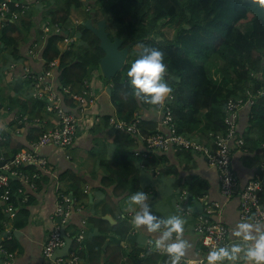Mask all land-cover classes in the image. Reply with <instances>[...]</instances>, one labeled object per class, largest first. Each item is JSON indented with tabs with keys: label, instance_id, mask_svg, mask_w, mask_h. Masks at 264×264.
Listing matches in <instances>:
<instances>
[{
	"label": "trees",
	"instance_id": "16d2710c",
	"mask_svg": "<svg viewBox=\"0 0 264 264\" xmlns=\"http://www.w3.org/2000/svg\"><path fill=\"white\" fill-rule=\"evenodd\" d=\"M25 1L10 0L7 6L11 12L21 13V4L27 3ZM46 6L40 23L50 27L48 32L42 31L39 26L35 28L33 19L25 22V15L19 20L22 24L14 20L12 14L7 15L1 23L0 50L10 49L12 59L19 60L22 57L21 45L27 32L35 28L37 36L45 35L42 58L46 62L58 59V75L52 83L61 93L69 85L83 83L92 70H99V61L104 53L98 38L82 22L88 18H92L94 22L105 19L106 30L111 38L123 40L122 47L134 44L133 54L128 56L122 70L111 80L103 78L112 84L110 95L115 105L116 119L133 122L139 118L143 135L157 131L168 134L169 124L183 136L208 143L212 138L211 134H225L229 131L225 124L226 106L230 99L240 98L244 103L242 108L247 109L248 120L247 127L241 132L238 115L236 137L243 142L241 146H237V141L233 140L236 143L234 152L242 147L241 150L249 153L250 165L257 169V176L253 175L245 185H238V188L242 189L249 181L263 177L260 169L264 165H261L264 160V6L259 0H49ZM71 16L82 20L79 24H74ZM242 26H245V31L241 30ZM163 28L173 29V36L168 38ZM69 37L73 40L67 46L69 49H64V39ZM145 45L160 48L165 53L168 70L164 78L173 91L160 105L139 100L134 95L127 75L131 62ZM217 62L223 65L219 66ZM27 81L31 83L32 79L28 78ZM64 100L67 101L65 98ZM16 103L27 112V124H33L29 139L34 142L44 131L41 124L35 123V118L42 120L48 102L46 99L18 98ZM148 107L158 109V119L146 120L137 115L140 109ZM167 114L171 120L160 129L159 124L166 119ZM110 117H107L108 123ZM110 126L113 127L111 124ZM203 135L205 136L202 138ZM115 140L119 146L134 142L132 135L122 131H116ZM26 148L7 135L6 140L0 142V149L4 151L0 153V157L10 161ZM166 152L149 151L144 156L152 158V163L165 165ZM106 166L111 172L109 182L115 183V190L130 193L141 190L134 179L138 170L130 164L128 158L119 155L113 166L109 163ZM164 168L168 170V167L163 166ZM15 169L30 177L37 171L32 164ZM48 174L38 172L39 177L33 180L36 190H40L48 182ZM177 182L176 186L179 185V181ZM187 185L189 192L195 197L201 196V191L206 190V185L200 181L190 180ZM20 189L22 193L19 192ZM25 190H28L27 185L20 178L11 179L10 201L15 209L19 208L21 212L27 213L26 207L30 201L22 200ZM2 193L0 188V196ZM259 201L264 208L262 192L259 194ZM2 208L0 203V228L5 221ZM260 223L262 221L255 224ZM93 224L99 235L89 239L86 245L89 253L102 234L113 231L125 238L129 229H122L121 225L111 227L108 221L101 219H93ZM110 255L116 258L120 256ZM124 255L129 259L127 264H159L161 261L165 264L168 258V255L162 256L138 248H133ZM108 257L109 254H105L104 264L111 263L108 262L111 260ZM86 264L100 263L87 258Z\"/></svg>",
	"mask_w": 264,
	"mask_h": 264
},
{
	"label": "crops",
	"instance_id": "0c3cea01",
	"mask_svg": "<svg viewBox=\"0 0 264 264\" xmlns=\"http://www.w3.org/2000/svg\"><path fill=\"white\" fill-rule=\"evenodd\" d=\"M48 1L26 0L27 3L23 4H28V10L21 17L25 15V22L33 19L35 28L39 26L42 31L48 32L50 27L40 23ZM81 20L71 16L74 24H79ZM19 24L22 22L19 21ZM35 28L24 36L21 59L13 60L10 49L0 50V134L4 136V140L0 142H4L7 135H10L26 146V149L31 144L29 133L33 124H27V112L24 108H19L16 100L34 99L31 96L32 82L29 83L26 76L29 73L34 76L45 74L47 70L45 67L48 68L47 64H49L42 58L46 44L45 35L37 36ZM57 69L58 65L53 69L51 78L53 82L58 75ZM85 80L96 96L95 104L89 108L88 114H80L76 108H71L73 104L68 100L67 104L64 100L65 96H62L64 107L76 111L80 118L76 143L69 150H61L51 144L38 149V153L47 158L52 170L48 174V182L43 184L40 190L33 192L27 186L28 190L24 191L23 202L30 201L26 207L27 213L21 212L18 208L15 209L13 216L5 214L4 202L0 196L2 212L5 216L0 228V246L4 249L2 252L0 248V264H53L54 260L43 257L42 248L48 240L50 231L58 224L53 213L59 194H68L73 201V210L65 228V235L73 240L71 248L75 246L76 236L79 233L82 235L81 264H86L87 258L104 264L105 254H109L110 264H127L129 259L124 254H128L133 248L155 251L157 248L154 246V241L158 233H149L146 228L137 227L132 223L134 209H129L127 206L131 193L115 190V183L109 182L111 172L106 165L109 163L113 166L119 155L128 158L130 164L137 168L135 182L141 190L149 193L148 202L158 216L175 213L185 217V231L182 236L192 246L186 250L180 264H208V251L202 243L201 234L195 230L200 215L223 222L229 229L230 241L240 242L242 238L236 236L234 232L238 222L241 221L239 197L237 195L227 197L221 192L218 171L210 165L207 158L199 153L173 148L166 152L167 160L163 165L152 163V158L144 156L149 151L139 136H133L134 142L131 145L119 146L115 140L117 130L115 131L107 121V117L115 113V105L110 95L112 84L104 81L97 69L92 70L91 75ZM81 85L74 83L71 87L79 91ZM158 113V109L148 107L140 109L137 115L142 119L150 120L158 119ZM42 120H46L45 128H50L54 125L55 116L46 110ZM247 120V109L242 108L239 112V131L244 132ZM241 148L234 152L232 159V167L240 187L257 174L255 166L250 165L249 153ZM1 152L4 151L0 149ZM261 162L263 165L264 160ZM163 166L168 167V170L163 169ZM260 171L264 177V169ZM190 180L200 181L206 185V190L201 191V196L195 197L189 192L187 182ZM177 181H179L178 186L175 185L178 184ZM194 200L201 202L202 213L195 211ZM93 219L108 221L111 227L116 228L117 225H121L122 229L129 228L128 233L125 238L119 237L113 231L102 234L101 239H96L97 242L89 253L86 248L89 239L99 235ZM259 225L261 230H264V222ZM172 238L175 239V233ZM159 250L166 251L164 248ZM110 254H120V256L116 258ZM160 255H168V253ZM239 256L237 260H225L224 264H253L252 261L243 259L242 252Z\"/></svg>",
	"mask_w": 264,
	"mask_h": 264
},
{
	"label": "built area",
	"instance_id": "2783aa9c",
	"mask_svg": "<svg viewBox=\"0 0 264 264\" xmlns=\"http://www.w3.org/2000/svg\"><path fill=\"white\" fill-rule=\"evenodd\" d=\"M10 0H3L0 4V28L3 20L7 15L12 14L14 20H18L21 15L25 14L28 10V4H21V13L11 12L7 6V2ZM59 32V29H58ZM73 39L71 37L65 38V49H69L67 46ZM58 65V59L50 61L45 74L41 76H34V74H27V78L32 79V94L31 96L36 99H46V110L55 116L54 125L50 128H45L46 120L35 119V123L41 124L44 131L37 140L31 142L30 148L23 149L21 152L15 155L12 160H4L0 157V161H4V164L0 166V188L3 190L1 199L4 202V213L10 216L14 215L15 207L10 201V181L14 177H18L26 184L31 191L37 189L34 179L38 178L39 173H50L52 168L50 167L47 158L41 156L38 153V149L44 145H54L61 150L71 149L77 137L79 128L80 114H88L89 108L93 107L96 101V96L91 92L90 85L86 80L81 83L82 88L79 91L72 89L71 85L65 87L61 93H59L55 86H53V69ZM112 88V85H110ZM68 96L69 101L76 106V111L67 110L63 105L62 96ZM243 101L240 98L230 99L226 106V119L225 124L229 127V131L225 134L222 132L211 134L210 142H199L195 139L183 136L179 134L173 127L169 125L168 121L170 115L167 114L165 120L159 124L165 126L168 124V134L156 133L143 135L140 129V119L136 118L133 122H126L124 120H118L113 115L110 117L109 123L117 131L127 132L132 136H139L144 142L146 148L150 152H164L170 149H179L199 153L205 156L210 163L214 166L219 175L221 192L227 196L232 197L237 195L240 200L239 214L241 220H249L252 223L264 222V208L259 201V194L264 191V177L261 179H255L249 181V183L242 189L238 188V182L236 175L232 168L233 152L237 146H241L243 140L237 139V121L239 110L243 106ZM4 140V136L0 134V141ZM32 164L36 166L37 171L30 177L23 174L21 171L15 168L21 165ZM264 169V165L262 170ZM257 176V175H256ZM19 192L22 193L20 189ZM72 199L68 194H59L58 201L53 213V217L57 220V225L52 228L49 233L48 240L42 248V255L45 259H50L53 252L57 248H61L64 244V238L62 235V228H66L70 214L72 213ZM195 230L202 236V243L206 250H209L213 246L232 243L230 241L229 229L221 221H214L208 216L200 215L199 221L195 226ZM1 251L4 252L2 246ZM82 250V235L79 233L75 238V246L71 248L68 254L64 257H59L53 261V264H81ZM150 251V250H148ZM156 254H165V250L156 249ZM5 253H7L5 251Z\"/></svg>",
	"mask_w": 264,
	"mask_h": 264
},
{
	"label": "clouds",
	"instance_id": "9594fccd",
	"mask_svg": "<svg viewBox=\"0 0 264 264\" xmlns=\"http://www.w3.org/2000/svg\"><path fill=\"white\" fill-rule=\"evenodd\" d=\"M264 6V0H259ZM168 70L165 53L162 49L145 45L128 68L127 75L133 86L134 95L141 101L160 105L170 97L173 89L164 78ZM149 193L137 190L128 197V208L134 209L132 223L137 227L146 228L149 233H158L154 246L164 248L168 253L165 264H180L191 243L183 238L186 219L184 216L170 213L157 215L148 202ZM235 235L241 237L240 242L213 246L208 254V264H224L240 258L252 261L253 264H264V230L259 224L249 220H241L234 229ZM175 233V239L173 234Z\"/></svg>",
	"mask_w": 264,
	"mask_h": 264
},
{
	"label": "water",
	"instance_id": "95a60500",
	"mask_svg": "<svg viewBox=\"0 0 264 264\" xmlns=\"http://www.w3.org/2000/svg\"><path fill=\"white\" fill-rule=\"evenodd\" d=\"M3 0H0V4ZM82 24L91 31L99 40V46L102 49L104 55L99 61L98 73L105 79H113L118 72H120L126 63L130 50L134 46L133 43L122 47L123 40L118 37H110L106 28L107 23L105 19H100L94 22L92 18H88ZM4 164V161H0V166ZM195 211L202 213V204L198 200H194ZM65 244L61 248H57L53 255L52 260L59 257H64L71 249L73 240L65 235V228L61 230ZM159 264H163L161 261Z\"/></svg>",
	"mask_w": 264,
	"mask_h": 264
},
{
	"label": "rangeland",
	"instance_id": "374dc122",
	"mask_svg": "<svg viewBox=\"0 0 264 264\" xmlns=\"http://www.w3.org/2000/svg\"><path fill=\"white\" fill-rule=\"evenodd\" d=\"M86 9H87V8H86ZM241 30H242V31H245V26H242V27H241ZM163 31H164V33L168 36V38H171V37L173 36V34H174V30H173V29H168V30H167L166 28H165V29L163 28ZM130 54H133V53H132V48H131V50H130ZM216 60H217V59H216ZM217 63H218L219 66H222V65H223V63H221V62H217ZM65 99H66V100H69L67 95H65Z\"/></svg>",
	"mask_w": 264,
	"mask_h": 264
}]
</instances>
